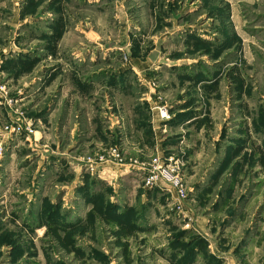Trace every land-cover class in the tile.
I'll return each mask as SVG.
<instances>
[{
    "label": "rangeland",
    "instance_id": "obj_1",
    "mask_svg": "<svg viewBox=\"0 0 264 264\" xmlns=\"http://www.w3.org/2000/svg\"><path fill=\"white\" fill-rule=\"evenodd\" d=\"M0 264H264V0H0Z\"/></svg>",
    "mask_w": 264,
    "mask_h": 264
},
{
    "label": "built area",
    "instance_id": "obj_2",
    "mask_svg": "<svg viewBox=\"0 0 264 264\" xmlns=\"http://www.w3.org/2000/svg\"><path fill=\"white\" fill-rule=\"evenodd\" d=\"M165 111H166V109H163L162 114L165 118H167ZM7 129H9V128H7ZM113 152L115 153V154L113 153L114 154L113 157L115 158V161L109 160L106 157H100L99 163L101 165H105V163H107V161L108 162H116L119 165L118 167H121L120 165H122L123 162H122V159H120V154L117 152V149H114ZM101 165H98L97 167H99ZM171 170H173V169L170 166H167L165 168V167H161L158 163L153 165L152 170H151V175L149 176L147 183L151 184V183H156L158 181L164 182L167 185H170L173 189L178 190L181 197H185L186 196L185 191H183L182 187L179 186L178 177ZM179 187H180V189H179Z\"/></svg>",
    "mask_w": 264,
    "mask_h": 264
},
{
    "label": "crops",
    "instance_id": "obj_3",
    "mask_svg": "<svg viewBox=\"0 0 264 264\" xmlns=\"http://www.w3.org/2000/svg\"><path fill=\"white\" fill-rule=\"evenodd\" d=\"M120 86V85H119ZM100 134L103 136L104 135V132H102V130L100 131ZM103 139V138H102ZM102 168H105V166L103 167L102 166ZM113 168H115V170H114V175H115V179H117V177H118V173L120 172L119 170H120V167H118V166H114ZM109 171L110 170H104L103 171V174H104V176L101 174V172H99L100 173V179H102V180H107V181H113V178H109L108 177V174H109ZM111 184V183H110Z\"/></svg>",
    "mask_w": 264,
    "mask_h": 264
}]
</instances>
